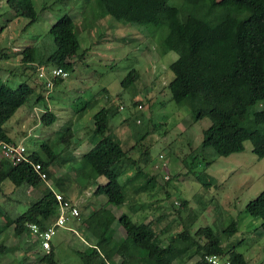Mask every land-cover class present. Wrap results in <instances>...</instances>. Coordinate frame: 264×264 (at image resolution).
Wrapping results in <instances>:
<instances>
[{"label":"rangeland","instance_id":"obj_1","mask_svg":"<svg viewBox=\"0 0 264 264\" xmlns=\"http://www.w3.org/2000/svg\"><path fill=\"white\" fill-rule=\"evenodd\" d=\"M88 3V0H33L37 20L27 26L28 19L15 18L6 0H0V49L6 56L0 60V83L13 89L27 83L32 91L28 101L3 128L12 142L23 143L29 152L36 151L45 158L42 146H48L57 155L49 169L51 189L58 192L53 183L58 180L67 188V198L82 214L79 221L70 218L65 228L55 230L52 245L57 264H83L78 252L86 251L91 231L82 218L106 202L104 196L94 195L96 186L82 187L78 170L81 157L95 142L93 115L110 106L119 108L109 122V130L128 144L141 141L140 150L150 148L152 161L142 166L146 175L142 178L129 181L134 168L121 176L119 182L125 185L126 203L121 208H106L117 217L126 214L132 221L152 222L162 245L184 226L193 236L198 229L210 227L219 234L223 247H236L248 264H264L261 221L244 211L246 204L264 191V158L258 159L251 151V144L246 142L244 152L217 157L207 165L211 157L197 156L196 149L202 131L210 125L209 119L194 122L188 107L177 106L167 89L173 78L169 65L177 55L173 52L159 55L161 37L153 27L123 26L109 18L91 23L92 10ZM65 14L77 25L80 53L87 51L80 60L69 55L68 60L75 63L73 70L62 83L49 89L45 88L44 78H39V67L25 69L18 52L38 47L41 52L50 53L53 44L48 30ZM139 28L145 36L144 32L139 33ZM14 48L18 51H13ZM131 70L137 71L139 78L123 90L121 81ZM39 96L43 97L40 101ZM133 103L143 108L133 107ZM46 112L55 116L50 126L41 123ZM136 119L141 120L140 125L135 124ZM146 133L141 140V135ZM129 152L134 159L139 158V148ZM193 157H197L196 161ZM164 176L169 179L165 180ZM99 182L104 183L103 179ZM40 190L15 188L9 182L1 185L0 248L5 249L0 251L4 253L2 260H39L45 255L32 235L16 237L13 227H6L27 209L29 199L41 196ZM182 202L186 204L183 206ZM231 220L237 221L238 227L228 239L220 232ZM118 226L117 220L114 221L109 232L104 231L105 235L113 238L115 231L120 230ZM10 238L18 240L7 244ZM114 243L110 241L111 246ZM197 260L195 257L182 264H195Z\"/></svg>","mask_w":264,"mask_h":264},{"label":"trees","instance_id":"obj_2","mask_svg":"<svg viewBox=\"0 0 264 264\" xmlns=\"http://www.w3.org/2000/svg\"><path fill=\"white\" fill-rule=\"evenodd\" d=\"M88 2L92 10L91 23L109 18L123 26L153 27L161 37L157 48L159 55L170 52L177 55V59L169 65L173 78L167 89L177 106L188 107L194 122L209 119L210 125L202 131V140L196 149L197 156L211 157L207 165L215 162L217 157L244 152L246 142L251 144V151L258 159L264 158V0ZM6 4L15 13V18L29 20L27 26L36 22L33 0H6ZM82 13L84 15L85 12ZM140 28L138 31L143 34L144 30ZM48 35L52 39L53 50L47 53L41 52L38 47L24 48L18 52L21 63L25 69L60 68L69 75L75 66L68 60L69 55H76L80 60L87 51L80 53L79 31L74 19L68 14L61 16L49 28ZM5 57L0 49V60ZM138 78L137 71H129L121 81L122 89H129ZM62 82L63 79L55 80L56 85ZM31 93L27 83L14 89L0 83V143L12 142L3 126L28 101ZM42 99V96L38 97L39 101ZM132 105L141 106L138 103ZM118 108H102L93 115L92 135L95 142L80 159L78 172L82 187L96 186L94 195L106 199L99 209L82 218L96 239L94 246L78 252L83 264H110V254L118 249L124 258L120 264H144L146 261L142 257L146 256L151 260L146 264H182L195 257L198 258L195 264H209L206 261L208 256L229 261L230 264H248L246 258L236 252V247H223L219 234H215L210 227L198 229L193 236L184 226L166 245H162L152 222L132 221L126 214L117 217L106 208H121L126 203V188L119 182L121 176L134 168V176L129 181L142 178L146 176L142 166L152 161L148 153L150 148L140 150L141 141L128 144L109 130V122ZM54 121L55 116L50 112L41 117L44 126H50ZM135 124L140 125L141 120L136 119ZM146 135L142 134L141 140ZM136 148H139L137 160L129 152ZM42 152L45 158L36 151L29 152V158L33 163L41 164L49 182L52 178L49 169L57 155L48 146H42ZM196 159L193 157V161ZM100 179L104 183H100ZM4 182L26 190H40L45 185L30 165H11L2 161L0 187ZM53 183L58 193L68 199L67 188L62 187L58 180H53ZM26 204L27 209L6 224V227H13L16 237L29 234L28 225H36L43 231L58 218L54 191L46 185L38 199H29ZM185 204L182 202L183 206ZM244 211L261 221L259 228L264 233V191L249 201ZM81 217L80 213L77 220ZM116 220L125 237L111 246L112 236L105 235L104 231L107 234ZM237 227L238 222L231 220L220 234L229 239L235 235ZM2 249L3 246L0 251ZM38 262L57 264L53 245L50 253Z\"/></svg>","mask_w":264,"mask_h":264},{"label":"built area","instance_id":"obj_3","mask_svg":"<svg viewBox=\"0 0 264 264\" xmlns=\"http://www.w3.org/2000/svg\"><path fill=\"white\" fill-rule=\"evenodd\" d=\"M39 78H44L43 83L45 88L51 89L55 84L56 79H66L68 73L60 68H38ZM141 106H139V109ZM139 123V121H137ZM29 152L23 143L14 142H2L0 143V162L6 161L11 165L28 164L32 167L33 171L39 176V178L45 183L47 187L51 189V184L47 181L46 173L43 171V167L39 163H33L29 158ZM165 180L169 178L163 177ZM54 196L58 205L59 215L56 221L46 230L41 231L36 225H28L29 233L39 242V245L47 255L51 251L52 238L55 235L57 228H65L66 223L70 218L78 219L80 211L78 206L68 199H65L62 194L54 192ZM206 261L209 264H230L229 261L220 260L215 256L206 257Z\"/></svg>","mask_w":264,"mask_h":264},{"label":"crops","instance_id":"obj_4","mask_svg":"<svg viewBox=\"0 0 264 264\" xmlns=\"http://www.w3.org/2000/svg\"><path fill=\"white\" fill-rule=\"evenodd\" d=\"M13 51H18V49L17 48H14L13 49ZM41 191V190H40ZM113 213V212H112ZM114 214V213H113ZM115 215V214H114ZM119 228H120V230H117V231H115V233L113 234V238H112V240L115 242L116 241V243H118V242H121L123 239H124V237H125V235H124V232L121 230V227L120 226H118ZM68 230L69 231H71V229H69L68 228ZM74 230H72V232H73ZM75 232V231H74ZM9 234V233H8ZM30 234V233H29ZM31 235V234H30ZM90 237H89V243H86V246L87 247H92V246H94L95 244H96V239H95V237L94 236H92V234L90 233ZM26 237V234H24V236H22V238H25ZM32 238H33V236H32ZM10 240V241H9ZM8 241H7V244H9V243H12V242H14V241H16V240H18V239H12V238H10ZM11 240H12V242H11ZM4 246H5V244H4ZM2 251H5V249H2ZM4 254V253H3ZM3 254H0L1 256H0V264H20V263H23V264H36L37 262H38V260H27V261H23V260H15V259H13V260H2L3 258H1V257H3ZM111 256H110V259H109V262H110V264H120V263H122V261H123V253H121V251L118 249L115 253H112V254H110ZM23 261V262H22ZM140 261V263L142 262V260H139ZM146 262H144V264H146V263H148V262H151V260H145ZM39 263V262H38ZM175 263V262H174ZM40 264V263H39Z\"/></svg>","mask_w":264,"mask_h":264}]
</instances>
